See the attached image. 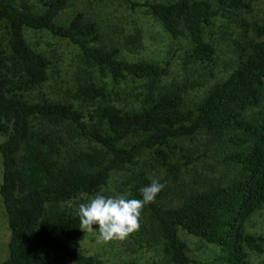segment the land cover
Wrapping results in <instances>:
<instances>
[{"label":"trees","instance_id":"trees-1","mask_svg":"<svg viewBox=\"0 0 264 264\" xmlns=\"http://www.w3.org/2000/svg\"><path fill=\"white\" fill-rule=\"evenodd\" d=\"M252 2L175 0L146 7L169 37L189 42L186 64H208L213 49L204 34L213 17L219 10L250 12ZM67 6V0H41L39 8L27 0H0V202L9 232L0 264H93L57 238L80 237L78 211L66 204L81 195L104 194L113 172H128V198L142 199L140 189L155 177L132 169L137 159L147 154L174 177L181 166L169 161L170 141L201 132L226 143L223 162L233 164L234 176L172 208L158 203L163 188L143 207L146 221L140 233L147 241L161 242L169 264H202L187 255L178 230L218 247L224 264H246L247 251L261 253V239L245 232V222L264 205V0L257 21L238 20L253 38L233 42L234 67L189 107L184 100L191 83L162 82L169 62L161 66L119 58L116 47L99 44L94 23L80 13L57 24ZM26 31H45L77 47L89 70L78 77L70 100L51 101L39 91L50 63L27 44ZM91 69L108 76L114 87L127 78L140 81L138 92L132 88L125 94L138 105H116L119 96L97 83ZM78 140L93 144L83 149Z\"/></svg>","mask_w":264,"mask_h":264},{"label":"rangeland","instance_id":"rangeland-1","mask_svg":"<svg viewBox=\"0 0 264 264\" xmlns=\"http://www.w3.org/2000/svg\"><path fill=\"white\" fill-rule=\"evenodd\" d=\"M158 1L175 0H67L68 6L59 12L55 21L57 24H66L74 14L80 13L85 21L94 23L100 36L99 44L105 48L116 47L119 50V58L127 61H149L161 66L169 62L168 74L162 82L191 83L192 87L189 88L184 100L185 105L189 107L209 85L225 78L234 67L237 52L233 42L244 43L253 38L252 32L249 30L244 32L238 20L244 19L248 23L257 21L261 15L263 0H253L250 12L243 10L228 14L218 11L204 34L213 49L211 62L208 64L185 63V56L190 50L189 42L184 38L169 37L148 12L146 3ZM27 2L36 8L41 5V0ZM25 39L32 49L42 53L50 63L47 79L39 91L51 101L70 100L68 94L74 91L80 82L78 77L89 70L83 64L77 47L45 31H26ZM90 72L97 83H104L107 91L119 96L117 99L120 100L115 102L116 105L127 108L138 105L133 97L125 94L132 88L135 93L138 92L140 81L133 82L127 78L114 87L108 76L94 69ZM37 92L34 91L31 96L37 95ZM255 110L257 109H253ZM3 140L4 136L0 135V142ZM92 144L78 140V147L83 149ZM169 144L170 149L167 150L169 161L181 166L174 177L166 176L164 169L151 162L147 154L141 155L137 159V165L132 167L163 180L165 191L158 203L164 208L175 207L188 195L204 190L209 184L217 181L229 182L234 176L233 164L223 162V157L229 150L222 140H216L201 132L192 138L173 139ZM187 159L194 160L185 163ZM127 176L128 172L111 173L102 192L106 196L126 195L128 198V186L125 184ZM87 198L81 195L69 201L66 204L67 208L78 211L79 204L86 203ZM145 221L146 212L143 208L140 225ZM139 229L124 240L109 242L98 239V225H93L92 232L81 229L77 241H68L61 236L57 238L68 249L91 257L93 264H169L161 251V242L147 241L149 239L143 237ZM245 232L260 238L262 249L261 253L247 251L246 264H264V205L248 217ZM178 236L185 243L187 255L191 259L202 264H224L218 260L220 251L215 245L205 243L182 230H178ZM8 238L6 217L0 202V262L7 256Z\"/></svg>","mask_w":264,"mask_h":264},{"label":"clouds","instance_id":"clouds-1","mask_svg":"<svg viewBox=\"0 0 264 264\" xmlns=\"http://www.w3.org/2000/svg\"><path fill=\"white\" fill-rule=\"evenodd\" d=\"M150 180L148 186L140 189L142 199H129L126 195L105 196L102 193L88 197L86 203L78 206L80 229L92 232L93 225H98V239L103 242L126 239L140 228L143 207L154 202L165 187L158 179L150 177Z\"/></svg>","mask_w":264,"mask_h":264}]
</instances>
